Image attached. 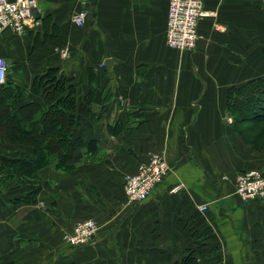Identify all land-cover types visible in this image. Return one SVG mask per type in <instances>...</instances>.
Returning a JSON list of instances; mask_svg holds the SVG:
<instances>
[{"label": "crops", "instance_id": "1", "mask_svg": "<svg viewBox=\"0 0 264 264\" xmlns=\"http://www.w3.org/2000/svg\"><path fill=\"white\" fill-rule=\"evenodd\" d=\"M36 1L38 25L0 38L9 65L0 98L22 87L19 107H47L33 82L58 68L79 99L94 88L77 135L97 146L78 150L68 174L41 171L36 204H15L24 194L15 183L0 187V264H264V198L244 202L235 189L238 174L264 171V161L226 110L231 88L264 77V0H204L192 51L167 45L168 0ZM86 8L95 17L74 25ZM16 151L0 140V155ZM154 154L169 173L131 203L124 177ZM90 219L94 240L66 246L64 234Z\"/></svg>", "mask_w": 264, "mask_h": 264}, {"label": "trees", "instance_id": "2", "mask_svg": "<svg viewBox=\"0 0 264 264\" xmlns=\"http://www.w3.org/2000/svg\"><path fill=\"white\" fill-rule=\"evenodd\" d=\"M32 91L43 94L48 106L30 102L19 107L17 102L24 96L16 92L11 99L0 98L1 140L30 149L0 155V187L4 189L15 183L23 189L24 194L13 200L18 205L38 202L41 170L51 165L63 171L71 170L78 150L87 148L94 153L97 146L96 141H86L77 135L81 120L91 112L94 88L79 99L73 80L58 68H51L34 79ZM226 110L243 139L250 127L264 124V77L231 88ZM7 121L14 124L13 131H9ZM241 126H246V130H241ZM180 264L197 263L186 257Z\"/></svg>", "mask_w": 264, "mask_h": 264}, {"label": "built area", "instance_id": "3", "mask_svg": "<svg viewBox=\"0 0 264 264\" xmlns=\"http://www.w3.org/2000/svg\"><path fill=\"white\" fill-rule=\"evenodd\" d=\"M38 8L36 0H0V38L7 30L16 35H23L29 29L38 25L35 11ZM207 16L204 0H168L167 33L168 47L177 51H192L199 40L198 26ZM89 19L87 10H81L74 15L72 23L84 26ZM9 65L5 58L0 57V85L7 83ZM169 164L162 154H154L142 162L137 171L124 177V191L131 203H141L148 200L153 191L163 183L169 173ZM182 186L175 187L176 193ZM237 196L244 202L264 198V171L252 170L235 177ZM208 206L200 207L206 212ZM97 225L87 221L78 225L73 233H66L64 240L70 247H80L89 244L96 235Z\"/></svg>", "mask_w": 264, "mask_h": 264}, {"label": "rangeland", "instance_id": "4", "mask_svg": "<svg viewBox=\"0 0 264 264\" xmlns=\"http://www.w3.org/2000/svg\"><path fill=\"white\" fill-rule=\"evenodd\" d=\"M8 89H9V87H7V85H5L4 87H2V88H0V95L1 96H3V95H6L7 93H8ZM16 92V94L17 93H19V94H21V95H23L24 96V93H25V91H24V89L22 88V87H16V88H12V95L14 94ZM233 119V118H232ZM8 123H10V124H8V129H9V131L10 130H14V124H12L11 122L12 121H7ZM243 127V128H242ZM246 126H241V130H246V128H245ZM235 130V129H234ZM248 132H247V134H246V139H243V138H241L240 137V135L237 133V136L240 138V140H241V142L243 143V145H246L247 146V148L250 150V155H252L253 153H254V155L252 156V157H254L253 158V160L255 161L256 160V162L257 163H260V162H262V161H264V124H261V125H258V126H253V127H250L248 130H247ZM0 140H1V138H0ZM1 142H3V143H5V144H9V145H13L18 151H24V150H30L29 148H25V147H23V146H21V145H18V144H11L10 142H6V141H4V140H1ZM252 152V153H251ZM53 165H51V166H49V167H47V168H44L43 170H45V169H48V168H50V167H52ZM55 166V165H54ZM57 169V168H56ZM43 170H41V171H43ZM40 171V172H41ZM57 171H60V172H63V173H65V174H68V173H70L71 171H72V169L71 170H68V171H63V170H61V169H57ZM261 171H263V170H261ZM39 172V173H40ZM246 172V171H245ZM245 172H242V173H245ZM242 173H240V174H242ZM40 177V176H39ZM87 221H94L95 223H96V225H97V231H96V235H97V233H98V230H99V225H98V223L95 221V220H92V219H90V220H85V221H82V222H80V223H78V224H76L75 225V227L72 229V231H70V232H68V233H73V231H74V229L78 226V225H80V224H82V223H84V222H87ZM67 233V234H68ZM66 234H64V236H65ZM96 235L94 236V238L96 237ZM64 236H63V241H64V243H65V245L66 246H68V244L66 243V241L64 240ZM94 238H93V240H94ZM92 240V241H93Z\"/></svg>", "mask_w": 264, "mask_h": 264}, {"label": "water", "instance_id": "5", "mask_svg": "<svg viewBox=\"0 0 264 264\" xmlns=\"http://www.w3.org/2000/svg\"><path fill=\"white\" fill-rule=\"evenodd\" d=\"M87 6H88V10H89L90 4H88ZM86 10H87V8H86ZM94 10H95V8L91 9V11H94ZM89 16L90 17H95V14L94 13H89Z\"/></svg>", "mask_w": 264, "mask_h": 264}]
</instances>
